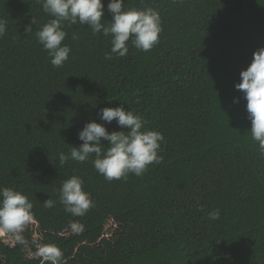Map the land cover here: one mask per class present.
Instances as JSON below:
<instances>
[{"label":"trees","instance_id":"obj_1","mask_svg":"<svg viewBox=\"0 0 264 264\" xmlns=\"http://www.w3.org/2000/svg\"><path fill=\"white\" fill-rule=\"evenodd\" d=\"M102 2L108 25L109 0ZM124 7L159 12L163 30L150 51L130 40L124 57L107 60L110 36L65 23L62 45L71 52L57 68L36 38L51 19L42 6L0 0L8 22L0 37V187L25 194L34 215L24 245L11 234V242L0 239V264H41L36 252L47 244L62 250L65 264H264V158L235 88L264 47V0H125ZM121 106L163 134L161 164L111 182L94 168V154L60 164L61 152L83 143L87 122L105 123L100 109ZM105 127L128 131L115 121ZM73 175L95 203L83 217L59 203ZM49 198L57 201L51 209L43 206ZM215 209L221 216L211 221ZM70 221L84 231L72 233Z\"/></svg>","mask_w":264,"mask_h":264},{"label":"clouds","instance_id":"obj_2","mask_svg":"<svg viewBox=\"0 0 264 264\" xmlns=\"http://www.w3.org/2000/svg\"><path fill=\"white\" fill-rule=\"evenodd\" d=\"M42 6L45 14L51 19L38 31L36 38L47 51L53 67H63L71 52L70 46L62 45L67 36L64 25L69 27L82 24L92 30V34L101 33L111 37V51L105 54V59L124 57L128 51V42L137 50L148 52L158 42L162 32V22L159 12L151 7L137 9L125 8V0H109L107 10L112 14V20L105 25L102 20L105 6L102 0H36ZM182 3L183 0H173ZM37 19L31 18L25 26V32L32 33ZM8 29V22L0 18V37ZM72 39H78L74 32ZM240 82L235 88L244 94L247 101L246 110L251 121V137L257 142L260 158H264V47L253 53V60L246 70L240 73ZM234 98L233 103H238ZM101 121L87 122L78 133L83 142L79 147L71 146L70 152L59 154L60 164L69 160L79 163L92 160L96 171L109 182L113 180H127L130 174L137 177L147 172L150 165H159L163 157L159 155L160 142L163 134L149 130L139 114L121 107H105L98 112ZM113 121L121 129L128 131L109 132L105 124ZM102 140L107 141L105 146ZM84 180L73 175L62 182L59 189V203L64 211L73 217H83L95 207L90 193L83 190ZM57 201L51 198L43 202L45 208L55 207ZM33 203L20 191L9 187H0V232L11 234L17 244L26 243L23 232L26 226L33 222ZM221 210L215 209L208 213L211 221L219 220ZM69 229L74 234L84 231V225L79 222H69ZM36 255L41 258V264H65L62 250L54 245L47 244L38 248Z\"/></svg>","mask_w":264,"mask_h":264},{"label":"rangeland","instance_id":"obj_3","mask_svg":"<svg viewBox=\"0 0 264 264\" xmlns=\"http://www.w3.org/2000/svg\"><path fill=\"white\" fill-rule=\"evenodd\" d=\"M0 239L6 241V242H11L12 239H10V236L8 233L0 232Z\"/></svg>","mask_w":264,"mask_h":264}]
</instances>
